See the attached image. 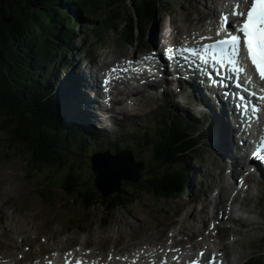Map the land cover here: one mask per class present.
<instances>
[{
    "label": "rangeland",
    "instance_id": "obj_1",
    "mask_svg": "<svg viewBox=\"0 0 264 264\" xmlns=\"http://www.w3.org/2000/svg\"><path fill=\"white\" fill-rule=\"evenodd\" d=\"M160 2L161 12L146 24L144 35L138 38L136 43H128L118 38V35L111 29L95 40L91 37V31L96 26L95 21L80 20L83 26L76 42L78 46L73 53L67 56V59L63 60L70 61L69 64H57L62 65L63 70L60 71L59 67L56 70L61 80L63 81L74 70L80 72L88 64L93 65L94 63L95 67L97 63H100L103 69L106 66L103 65L105 60L111 64L122 57H130L132 53L140 54L149 48L151 50L152 41L149 36L152 35V28L154 30L157 27L155 29L157 33L158 27L160 30L164 27V31L168 29L175 35L178 29H181L179 32L183 31L186 25L189 27L187 31L189 32L195 22H198L192 15L196 16L195 14L200 13L199 9L202 8L200 0H160ZM188 15L193 17V23L187 20ZM163 34L162 37H165ZM162 37L159 36L161 44H172L185 38L179 36L176 41L172 37L166 40ZM148 92L151 94L149 95ZM174 94L177 95V92ZM185 101L184 92L180 96L171 95L170 97L162 94L161 88L149 89L146 95L143 93L142 98L139 99L138 108L131 110L137 116L105 122L107 126L101 125L104 129L94 128L95 134L89 135L93 139L84 145V149L79 146H82L80 140L72 144L73 153L69 162L72 161L74 168L79 169L81 181L87 179L83 185L88 187L93 184V178L89 174L90 172L93 174L90 167L91 155L96 151L107 150L109 147L116 152V145L113 141L118 137L120 148L131 149L136 161L143 160L152 164V146L147 144L144 137H146V132L156 134L158 121L162 120V114L166 115L169 109L178 114L182 113L189 123L198 124L205 135L200 146L203 157L188 165L191 178L186 193L179 197L159 198L148 192H134L136 195L131 197L137 196L135 201L125 207H116L110 215L102 206H95L86 215L80 204L68 200L65 191L61 188L62 181L59 178L62 176L60 171L70 164L58 169L43 168L40 172L32 169L30 171L27 169V157L23 154L16 155L5 137L0 139V154H2V159H0V190H2L0 208L3 207L5 210V213L0 211V253L7 255L8 252H13L18 258L25 254V258H22L19 264H32L33 259L37 258L40 253L42 258L53 251L67 255V251L82 247L86 251L94 248L107 254L116 249L122 253L127 248L133 251L140 249L143 244L158 245L164 241V238L165 241L170 240L185 210L188 212L192 206L199 207L200 204L197 202H202L208 194L212 198L218 191L217 184L221 174L229 177L227 163L230 164V159L224 158L220 152L217 153L212 148L214 139H207L209 129L212 128V125H208L210 119L198 107H188ZM41 183H46L48 187L51 184L56 186L51 188L52 201L46 200L39 193ZM239 187L232 189L233 195L236 193L238 196L237 193L243 191H239L243 188ZM244 190L248 189L244 187ZM221 207L219 206L218 209H222ZM235 209L233 214L237 224L232 225L228 221L225 224L220 223V237L227 239L232 236L236 239L229 250L231 260L238 263L257 264L264 260V184L259 186L254 182L249 198L244 197L242 192L240 204H237ZM240 214H244L245 217H239ZM84 220L87 222L84 223ZM213 220L215 218L208 219L205 225L198 227L199 229L188 230L186 235L189 232L195 234L198 230L208 232ZM24 235L26 236L25 241L22 240ZM201 238L202 236L198 234L196 239L201 240ZM197 248L199 246L195 250H198ZM109 257L108 255L107 258Z\"/></svg>",
    "mask_w": 264,
    "mask_h": 264
},
{
    "label": "trees",
    "instance_id": "obj_2",
    "mask_svg": "<svg viewBox=\"0 0 264 264\" xmlns=\"http://www.w3.org/2000/svg\"><path fill=\"white\" fill-rule=\"evenodd\" d=\"M161 10L160 0H0V139L5 137L16 155L27 157L30 171L70 164L60 171L61 188L86 215L95 206L105 207L110 215L141 192L179 197L190 182L188 165L203 157L200 146L205 135L198 134V125L169 110L158 121L156 134L146 132L144 137L152 146V164L145 162L139 181L123 180L120 192L103 195L95 172L89 173L93 184L84 187L87 179L81 181L79 169L69 162L72 144L80 140L84 149L92 139L75 120L56 72L58 67L63 70L58 63L69 64L63 60L78 46L80 20L95 21L91 31L95 40L111 29L118 38L136 43ZM118 140L116 152L121 150ZM40 186L39 193L52 201L51 188L56 186Z\"/></svg>",
    "mask_w": 264,
    "mask_h": 264
},
{
    "label": "bare ground",
    "instance_id": "obj_3",
    "mask_svg": "<svg viewBox=\"0 0 264 264\" xmlns=\"http://www.w3.org/2000/svg\"><path fill=\"white\" fill-rule=\"evenodd\" d=\"M229 1H233L232 4L234 5L236 3V0H200V3L202 4V8L199 6L200 13L195 14L196 16L192 15L194 18L196 17L195 21L198 22L197 23L195 22L194 26L190 28L189 32H187L189 29L187 25L185 26V29H183V31L179 32V30L181 29H178L177 30L178 32H176L175 35L173 34L174 32H170V30L167 29L168 26L166 27L167 29L166 31H164L163 30L164 27L161 26L162 27L161 30L160 27H158L157 33H155V29L157 27H155L154 30L152 28V35H150L149 38L153 43H155L159 39V36L162 37V33H164L163 35L165 36L162 38H165V40L166 38L172 37V39H175L176 41L178 40L179 36L190 38V40L192 41H194L197 38V36L203 34H205L204 36H211L212 34L211 28L213 24L216 27L219 26L218 20L221 14V10L219 9V7H221L223 13L229 12L233 8V6H231L232 4L230 5ZM192 16L188 15L187 17V20L190 21L191 23H193L194 20ZM209 19L211 20L209 21ZM185 22L186 20L184 21V23ZM199 42L195 44H198ZM108 63H109L108 60L103 61V65H106ZM99 64L100 63H97L95 65L96 68L94 67V63L93 65L91 64L92 66L88 64L85 66V68H82L80 72H75V70L70 72L64 79L66 80L67 77L69 76L74 78L72 82L68 83V90L74 98V103L78 111L81 112L83 116L86 117L90 127H94L96 122L102 124H105V122L108 123L109 117L106 116L107 113H110L113 119H117V118L124 119V118L137 116L136 114L132 113L131 110H136V108H138L139 99L142 98L143 91H146L149 88L150 89L157 88L155 87L156 84L154 81V79H156V75L158 76L159 74H164L162 75L161 79L162 80L168 79V77L165 75V73L168 71L167 67L161 69L162 65L152 66L153 62H150L151 70L149 72H152V74H154L153 72L154 67L158 68V71L154 75V79L141 84L140 82L144 80V78H140L141 81L140 82L138 81V84L136 85L137 88L133 87L131 88V90H128L127 88L126 92L115 90L114 97L113 99H111L112 100L111 104L105 105L104 103H102L104 101H100L104 97V94L102 95V91H101L102 89L100 87V79H99V74L100 72H102L103 69H101L102 65ZM92 83H95L96 86H93ZM123 83L126 85V87H130V85L131 86L133 85V82L130 83V78L128 77L125 78ZM177 85L178 86L175 88L176 90H173L171 94L177 92L178 95L181 94L182 91L187 90V92L191 93L192 95L186 93L187 100L185 101V104L188 107H192V106L198 107L201 112L208 114V116L211 115L208 125H212V128H215L214 132H212L215 138L212 141L211 146L214 150L217 151V153L220 152V154L224 158L230 159L229 160L230 164L227 163V165L229 166L228 170L226 169L227 175H229V177H225L224 175L222 176L221 174L219 182L217 184L218 186L217 193L212 198L209 196L210 194H208L205 196V199H203L202 202L198 201L197 203L200 204L199 207L192 206V208L188 212L185 210L184 214L181 215L180 220H178V223L176 225L174 233L170 237V240L167 239V241H165L164 238L163 239L164 241L161 244L158 245L143 244V246L140 247V249L133 250L137 254H134L132 257L134 258L139 257L138 258L139 261H145L147 259L158 257L160 255H164L167 258V260H168V256L179 257V259L177 260L178 264H182L187 259H194L196 257L198 260H200L201 257L200 255L196 254L195 249L197 246H199V248L197 249L201 250V252L203 250L204 254L206 255L209 252L208 250L209 246L207 245V242L209 240L215 243L217 246H219L220 248L219 251L227 250L229 248V243H228L229 241H225V239H220L221 237L213 234L212 230L214 232L215 229L219 231L220 225L218 224L220 223V221H223L222 224L223 223L225 224L226 221H228L233 225H236L237 220L235 219L233 212L234 210H236L235 209L236 205L240 204V195L243 192L246 198H249L251 192L250 189L245 191L243 188L242 192L237 193L238 196L236 195V193L234 195L232 193V189L236 185L235 182L236 176L241 171V170L239 171V169L242 166V163L248 157L246 156V153L249 148V145H251V142L248 141L247 139L245 144L239 143L238 138L235 136V134L237 133L236 131L237 124L236 126L233 125L230 120L236 117L233 114L226 115V113L223 112L221 107H218L211 102L210 98H207L204 95L202 96L200 94H197L192 88L185 87V89H183V86H181L182 87L181 88L179 87L180 86L179 84ZM89 88H92L97 92V99L95 101L89 96L88 93ZM212 92L213 91H211V93ZM98 109H101V111L99 112ZM212 128L210 127V129ZM258 129H259L258 125H254V124L247 125L246 132L250 133L249 135L250 140H251V136L254 133L255 135L253 137L254 138L256 137ZM213 142L215 144H213ZM243 148L245 153L243 151ZM246 164H248V162ZM106 179L109 180V185L113 184V182L115 181V177L106 178ZM229 179H231L232 181H230ZM257 183L260 186L261 184H264V180H259ZM249 188H251V186ZM8 189L10 190L9 187ZM5 190L9 191L7 189ZM1 191L2 190H0V192ZM223 196L224 199H227L226 201L223 199ZM219 206H222L221 207L222 209H218ZM0 211L2 213H5L3 207L0 208ZM211 218H215L217 220L216 221L213 220V224H214L213 228L210 229L209 227L208 232L198 230L196 231L195 234L189 232L188 235H186L188 230L193 231L196 228L199 229L200 226L202 227L203 225H205L206 221L208 219L210 220ZM198 234L202 236L201 240L196 239ZM183 235L186 237L185 239ZM180 237H182V239H179ZM25 239L26 236L24 235L22 240L25 241ZM176 249H179V251H175ZM133 251L127 248L125 252L121 253L116 249H114L112 250V252L106 254L105 252L98 251L94 248H89L85 252L82 251L69 252L67 253V255H65L63 261H62L63 255L54 252L49 254V256L46 257L41 262H43L44 264H48V261L53 259L56 261V263H59L61 261V264H64V262L67 259H71L74 262L73 264H76V261L79 259H83V261L86 262L85 260L86 258L93 257L92 260L93 262H95V264H99L101 262H104L105 260H108V262L123 263V261L125 260L124 258L125 257L129 258L130 254ZM14 253L16 254V251H14ZM108 255L111 257V259L107 258ZM117 257H119V259H117ZM220 259L223 260L224 263H228V260H230L228 259V257H223ZM20 260L21 259L18 258L17 255H14L13 252H8L7 255L5 253H0V264H19ZM93 262L91 264H93Z\"/></svg>",
    "mask_w": 264,
    "mask_h": 264
},
{
    "label": "snow or ice",
    "instance_id": "obj_4",
    "mask_svg": "<svg viewBox=\"0 0 264 264\" xmlns=\"http://www.w3.org/2000/svg\"><path fill=\"white\" fill-rule=\"evenodd\" d=\"M216 37L213 39L211 36H201V41L212 40V42L199 46H181L169 49L165 56L169 61L176 60L178 64L181 61L194 64L198 69L208 74L212 84L223 85L224 81L223 79H211L212 72L209 71V66L217 68V76L220 75V69L228 67L238 80L244 79L250 82L255 75L261 82H264V0H236L234 7L229 12L220 14ZM143 59L144 61H153L159 58L153 54L145 56ZM125 63L131 65L133 62L126 61ZM133 70L139 71L138 69ZM128 71L127 67H114L111 70L112 73ZM110 82V79H106L105 85ZM108 90L105 87V91ZM240 99L243 100V97ZM238 107L241 106L238 105ZM242 109L246 112L247 106H242ZM252 156L264 162V137H261ZM175 251H179V249ZM199 255L204 257L203 252ZM173 259L178 260L179 257H173ZM66 264H72L71 260L66 261ZM76 264H85V262L77 260ZM161 264H167V259L162 260ZM191 264H202V262L193 260ZM207 264H223V262L218 261L216 254L213 253L211 259L207 260Z\"/></svg>",
    "mask_w": 264,
    "mask_h": 264
},
{
    "label": "water",
    "instance_id": "obj_5",
    "mask_svg": "<svg viewBox=\"0 0 264 264\" xmlns=\"http://www.w3.org/2000/svg\"><path fill=\"white\" fill-rule=\"evenodd\" d=\"M91 158L92 170L96 173V185L105 196L120 192L123 180L139 181L140 171L145 168V162L136 161L131 149H123L116 153L110 150L98 151ZM113 177L115 181L109 185L106 178Z\"/></svg>",
    "mask_w": 264,
    "mask_h": 264
}]
</instances>
